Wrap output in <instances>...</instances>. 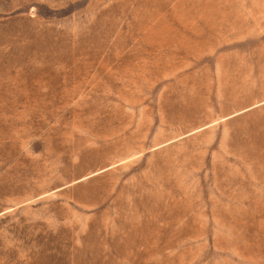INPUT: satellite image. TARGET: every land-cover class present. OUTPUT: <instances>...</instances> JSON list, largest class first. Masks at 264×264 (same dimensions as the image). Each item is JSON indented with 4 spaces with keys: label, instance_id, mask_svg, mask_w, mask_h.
<instances>
[{
    "label": "rangeland",
    "instance_id": "obj_1",
    "mask_svg": "<svg viewBox=\"0 0 264 264\" xmlns=\"http://www.w3.org/2000/svg\"><path fill=\"white\" fill-rule=\"evenodd\" d=\"M0 264H264V0H0Z\"/></svg>",
    "mask_w": 264,
    "mask_h": 264
}]
</instances>
